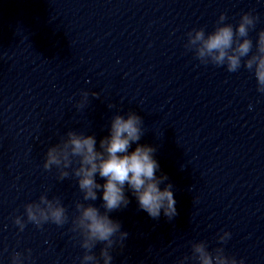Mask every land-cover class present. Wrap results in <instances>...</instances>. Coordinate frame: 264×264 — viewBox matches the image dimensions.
Segmentation results:
<instances>
[{
	"label": "clouds",
	"instance_id": "1",
	"mask_svg": "<svg viewBox=\"0 0 264 264\" xmlns=\"http://www.w3.org/2000/svg\"><path fill=\"white\" fill-rule=\"evenodd\" d=\"M226 19L222 13L215 29L207 34L204 28L193 29L187 34L185 47L194 50L202 64L226 66L228 72L238 71L243 61V66L254 72L257 91L264 93V30L258 32L255 52H252L253 41L249 38V31L255 28L259 17L251 12L243 13L235 29L232 24L224 23ZM82 96L81 106L89 94L84 92ZM92 96H98V93H92ZM143 134L142 118L130 111L126 117L120 114L112 117L109 135L99 141V149L94 135L69 130L66 138L46 151L44 169L51 170L55 166L61 180L74 176L82 193V202L75 205L78 215L72 219L71 229L78 233L80 247L84 250L80 264H101V260L102 264H112L111 250L117 244L123 247L128 233L121 230L120 222L110 218L109 213L126 208L130 203L125 194L126 185L139 208L151 218L158 219L163 213L171 220L178 214L173 185L170 182L165 184L168 176L163 173L156 175L160 167L154 158L156 149L138 143ZM134 143L137 146L129 152ZM74 161L76 167H73ZM97 175L105 181L103 184L97 182ZM161 184H165L163 189ZM100 190L103 212L94 204L86 203L96 201ZM24 210L27 222L37 227L47 222L63 226L69 219L60 199L50 200L46 195H41L38 202L25 204ZM14 223L20 231L24 230L23 217L16 216ZM230 237L231 233L225 231L218 236V241L226 243ZM98 243L103 245L99 258L93 252ZM188 260L196 264H245L244 259L225 255L223 248L209 251L203 241L193 243L192 256H185L177 264H185ZM12 264H23L21 253L13 254Z\"/></svg>",
	"mask_w": 264,
	"mask_h": 264
}]
</instances>
